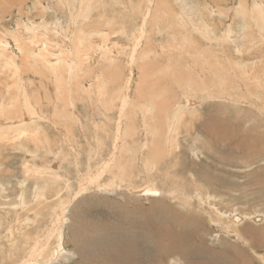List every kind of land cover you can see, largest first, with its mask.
I'll return each mask as SVG.
<instances>
[{
	"label": "rangeland",
	"instance_id": "1",
	"mask_svg": "<svg viewBox=\"0 0 264 264\" xmlns=\"http://www.w3.org/2000/svg\"><path fill=\"white\" fill-rule=\"evenodd\" d=\"M259 13L264 0H0V264H262ZM164 64L169 95L184 73L204 93L183 97L197 111L158 162L139 102Z\"/></svg>",
	"mask_w": 264,
	"mask_h": 264
},
{
	"label": "bare ground",
	"instance_id": "2",
	"mask_svg": "<svg viewBox=\"0 0 264 264\" xmlns=\"http://www.w3.org/2000/svg\"><path fill=\"white\" fill-rule=\"evenodd\" d=\"M163 2V1H162ZM159 3V2H158ZM161 3V2H160ZM159 3V4H160ZM158 4V5H159ZM161 5H162V3H161ZM149 7V11H150V5L148 6ZM250 7V6H249ZM161 9H163V8H161ZM255 9L256 8H254V11H255ZM89 10V9H88ZM263 10V9H262ZM149 11H148V13H149ZM257 11H259L258 9H257ZM261 11V10H260ZM158 13H161L162 11L161 10H159V11H157ZM165 11H163L162 13H164ZM147 13V12H146ZM146 13H145V15H146ZM149 15V14H148ZM165 15H166V13H165ZM178 16V15H177ZM256 18H251L252 19V21H254V22H258V24L259 25H256V27H257V29H258V27L260 26H264V15H263V13L261 14V13H259V14H257L256 16H255ZM259 27V28H260ZM194 29V28H193ZM262 29V28H261ZM232 32V31H231ZM229 33V32H228ZM232 33H234V32H232ZM117 34V33H116ZM225 36V35H224ZM181 39V38H180ZM184 39V38H183ZM194 39V38H193ZM184 41V40H183ZM223 42V41H222ZM84 43V42H83ZM137 45V44H136ZM162 49V48H161ZM204 51V50H203ZM202 51V52H203ZM165 52V51H164ZM179 52V51H178ZM205 52V51H204ZM216 52V51H215ZM132 56V55H131ZM157 56V55H156ZM145 58H148V57H145ZM145 58H144V60H145ZM173 59V58H172ZM146 60H149V59H146ZM145 60V61H146ZM157 60V59H156ZM164 60V59H163ZM139 61V60H138ZM143 61V60H142ZM141 61V62H142ZM150 62L149 61H146V62H144V63H142V66H140L141 68H143V65H145V64H149ZM237 63V62H236ZM136 64V63H135ZM165 65L166 64H164V66L162 67L161 66V69H160V67H159V70L160 71H156V72H158V73H155L157 76L158 75H160L161 74V76H158V77H162L163 79L165 78H167V80H163L162 78H156L157 79V82H161V84L162 85H158V86H160V89H158V90H156L155 88H148L147 86L145 87V91H146V93H144L143 92V94L142 95H145V94H147V97L148 98H146V97H143V96H141V95H138V96H141L142 97V99L143 98H145L146 100H144V101H141V102H139V104H140V110H141V112H139V113H141L142 114V116H144L143 118L145 119V124H144V126L146 125V131L153 137V142H152V147H151V156L153 157V158H155L154 160H156V161H158V158H160V156L161 155H163V153L165 154H167V152H164V148H166V150L165 151H168L169 149H172V150H175V149H177L178 148V146H177V142H176V138H174L173 136H172V130L174 131V132H176V131H178V129H179V126H181V123H182V121H183V118H185V116L187 115L189 118L191 117V116H193V115H195V112L197 111V109H193V111H194V113H191L190 115H188L187 113H186V111L183 109V106H182V103H183V97H186L188 100V102L190 103V105L191 104H193V105H196V102L195 101H192L191 100V98L192 97H195V96H197L199 93H200V95H201V93L203 94L204 92H199V89H200V87L202 86V83H200V82H203V80H204V75L203 74H199L198 75V81H196V80H193V79H190L185 73H184V75L185 76H183V78H181V80H179V79H175V84H182L181 85V87H179V85H177L179 88H180V90H181V93L179 94L180 96L178 97V95L177 96H175V95H169V93L171 92V90L169 89V90H167V89H164V88H168V86H169V84H168V79H169V77L170 76H172V78L174 77H176V70L173 68V66H172V64H169V68H168V65H166V67H165ZM186 65V64H185ZM233 66V65H232ZM134 67V66H133ZM137 67V66H136ZM141 68L139 69V67H138V71L137 72H140V70H141ZM145 68H147V66L145 67ZM151 68V67H150ZM191 68V67H190ZM230 68H232V67H230ZM137 70V69H136ZM143 70V69H142ZM141 70V71H142ZM152 69H150V70H147L146 69V73H148V79H149V75H150V73H152V72H150L149 73V71H151ZM134 72H135V69H133L132 67H131V71H130V76L128 77V84H129V86H128V84H127V87H132L131 85H132V83L133 82H135V80L133 81V76H135L134 75ZM190 72H191V70H190ZM154 73V72H153ZM143 74V73H142ZM163 74V75H162ZM154 75V74H153ZM164 75H166V77H163ZM263 75V74H262ZM144 76V75H143ZM155 76V75H154ZM153 76V78L151 79V81L156 77H154ZM150 77H152V76H150ZM140 79V78H139ZM138 79V80H139ZM215 79L219 82V83H217L218 84V87L216 88V89H218L219 90V88H222V89H226V90H229V88H228V84H227V82L224 80V79H222V78H220V77H218V76H215ZM120 80H122V79H115L113 82H120ZM137 80V79H136ZM159 80V81H158ZM263 80H264V78H263ZM262 80V81H263ZM148 82H149V80H147ZM172 81V80H171ZM200 81V82H199ZM153 82V81H152ZM156 83V82H155ZM110 84H112V83H110ZM115 84V83H114ZM138 84V83H137ZM143 84L144 83H142L141 85L143 86ZM149 84V83H148ZM147 84V85H148ZM158 84V83H157ZM171 84V83H170ZM58 85V84H57ZM105 85V84H104ZM121 85H122V83H121ZM140 85V86H141ZM262 85V84H261ZM120 85H118V87H116V86H114V89H115V91L118 93V90H119V88L120 87H122V86H120ZM141 86V87H142ZM161 86H163V87H161ZM144 87V86H143ZM264 87V86H263ZM104 88V87H103ZM108 88V87H107ZM122 88H124V87H122ZM138 88H139V86H138ZM156 88H159V87H157L156 86ZM163 88V89H162ZM106 88H104V90H105ZM112 89H113V87H112ZM130 89V88H129ZM141 89V88H140ZM143 89V88H142ZM215 89V88H214ZM107 90H110V89H107ZM107 90H105V91H107ZM103 91V90H102ZM104 91V92H105ZM114 91V90H113ZM114 91V92H115ZM131 91V90H130ZM129 91V92H130ZM137 91H139V90H137ZM143 91H144V89H143ZM224 90H222L221 92H223ZM110 92V91H109ZM125 92H127V91H125ZM142 92V91H141ZM205 92H207V91H205ZM102 93V92H101ZM100 93V94H101ZM111 93H113V92H111ZM61 94H64V93H61ZM106 94V96L105 95H100V96H102V98H101V100H102V105H104V106H113V107H115V101L119 98H117L116 100H113L112 99V96L114 95V93L111 95V94H109L108 93V96H107V93H105ZM125 94V96H127L126 95V93H124ZM181 94H183V96H181ZM131 95V94H130ZM130 95H128V96H130ZM210 95V94H209ZM229 95V94H228ZM116 96V95H115ZM146 96V95H145ZM214 96V95H213ZM216 96V95H215ZM130 97H132V96H130ZM134 97V96H133ZM132 97V98H133ZM141 97H139V98H141ZM230 97V96H229ZM19 98V97H18ZM100 98V97H99ZM116 98V97H115ZM129 98V97H128ZM127 98V99H128ZM212 98V97H211ZM126 99V98H125ZM130 99V98H129ZM141 99V100H142ZM196 99V98H195ZM219 99V98H218ZM133 100H135V98L134 99H132L131 101H133ZM137 100V99H136ZM135 100V101H136ZM105 101V102H104ZM129 100H124V103L125 102H128ZM130 102V101H129ZM134 102V101H133ZM132 102V103H133ZM127 104V103H126ZM129 105V104H128ZM134 105H136V104H134ZM134 105H133V108H135L134 107ZM7 106H10V105H7ZM132 106H130V108H131ZM127 108V107H126ZM133 108H131V109H133ZM138 108V107H137ZM105 109H107L106 107H105ZM113 109V108H112ZM129 109V108H128ZM138 109V110H139ZM108 110V109H107ZM136 111H137V109H135ZM109 111V113H110V110H108ZM134 111V110H133ZM135 111V112H136ZM107 112V111H106ZM108 113V114H109ZM134 114V113H133ZM137 114V115H136ZM127 119H129V120H131L132 119V116L133 115H131V114H128L127 113ZM135 117H137L138 116V113H135ZM164 118L165 119V125H164V127H165V129L166 128H169V132H165V133H163V134H161L162 132V129L164 128L163 126H162V124H161V122H160V119L161 118ZM126 119V120H127ZM188 119V118H187ZM132 121V120H131ZM135 121V120H134ZM193 121V120H192ZM191 121V122H192ZM128 122V121H127ZM154 122V123H153ZM190 122V121H189ZM134 123V122H133ZM133 123L131 124V125H128L129 127H132V125H133ZM117 124V123H116ZM152 125V126H151ZM126 126H127V124H126ZM137 127V126H136ZM173 128V129H172ZM23 129V128H22ZM187 129V128H186ZM127 130V129H126ZM25 132V131H24ZM22 132H20V134H21ZM126 135V137H129V135L128 134H125ZM119 136V135H118ZM120 137V136H119ZM165 137V140L164 141H162L163 140V138ZM117 139H118V137H117ZM119 140V139H118ZM244 140V139H243ZM118 143V142H117ZM116 143V147H117V144ZM147 143V142H146ZM147 146V145H146ZM169 151H171V150H169ZM172 152V151H171ZM177 153V152H176ZM172 154V153H171ZM175 154V153H174ZM164 157V156H163ZM165 157H168V156H165ZM116 158V157H115ZM146 160V159H145ZM168 160V159H167ZM146 162V164H150V166L151 167H149V168H156V166L154 165V163H152V162H150L149 160H147V161H145ZM159 162V161H158ZM172 162V161H171ZM165 163V162H164ZM112 164V163H111ZM163 164V163H162ZM157 165V164H156ZM161 165V164H160ZM163 166V165H162ZM106 167V166H105ZM158 168V167H157ZM162 170V169H161ZM91 173H92V170H91ZM172 174V173H171ZM172 177V176H171ZM96 183V182H95ZM152 184V183H151ZM183 188V187H182ZM120 189V188H119ZM155 190V188L154 187H152V185L150 186V187H147L145 190H143V192L145 193V195H149L151 192H152V194L151 195H156V193H157V191H154ZM142 191V190H141ZM134 192V191H133ZM136 192V191H135ZM132 193V192H131ZM130 193V194H131ZM158 194L159 193H157V196H158ZM35 196H37V195H35L34 194V197ZM171 196V195H170ZM139 197V196H138ZM42 199V198H41ZM23 204V203H22ZM24 205V204H23ZM23 205H21V206H23ZM25 206V205H24ZM170 208V207H169ZM234 217V216H233ZM233 217L231 218V220H232V222H234V219H233ZM239 220H240V218L238 217H235V221L236 222H239ZM259 221H263V219H260ZM243 223H244V221H243ZM248 223V222H247ZM234 224H235V226L236 225H238V224H236L235 222H234ZM245 224V223H244ZM240 226V225H239ZM237 227V226H236ZM239 228V227H238ZM250 228V227H249ZM240 230V229H239ZM249 230V229H248ZM263 230V229H262ZM250 232V231H249ZM248 232V233H249ZM127 235V234H126ZM137 235V234H136ZM233 237H236L235 236V234L233 235V234H231ZM263 237H264V232H263ZM262 235H260L261 237H262ZM140 237V236H139ZM262 237V238H263ZM107 240V239H106ZM166 240V239H165ZM168 240V239H167ZM235 240V239H234ZM144 241V240H143ZM169 241V240H168ZM247 242V241H246ZM264 243V242H263ZM168 244H169V242H168ZM167 244V245H168ZM245 245L247 244V243H244ZM169 246V245H168ZM164 247H166V246H164ZM180 247V246H179ZM166 249V248H165ZM167 249L168 250H171L172 251V249H169L168 247H167ZM175 250V249H174ZM182 250V249H181ZM41 251V250H40ZM171 251H169V252H171ZM173 253V252H172ZM40 254H42V253H40ZM39 256V255H38ZM179 256V255H178ZM210 258V257H209ZM213 259V258H212ZM176 260V259H175ZM179 260V259H178ZM208 261V260H207ZM262 261H263V263H264V259H262ZM179 263V262H178ZM262 263V264H263ZM177 264V263H176Z\"/></svg>",
	"mask_w": 264,
	"mask_h": 264
}]
</instances>
